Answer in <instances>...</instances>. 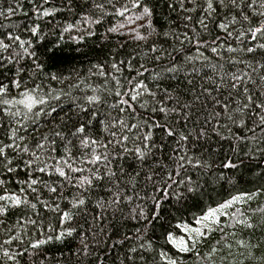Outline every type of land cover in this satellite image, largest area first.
I'll return each instance as SVG.
<instances>
[{
	"label": "snow or ice",
	"instance_id": "1",
	"mask_svg": "<svg viewBox=\"0 0 264 264\" xmlns=\"http://www.w3.org/2000/svg\"><path fill=\"white\" fill-rule=\"evenodd\" d=\"M43 2L48 4L49 0H43ZM108 2L112 3V0ZM186 3L192 7H187ZM166 6L172 11H176L178 6L183 13L198 14L195 17L191 14L183 15L185 30L179 35L175 31L160 32L148 20L153 16L154 9L143 5L141 0H133L132 8H142L141 15L135 19H145L148 21V28L152 30L148 36L140 35L135 29L130 31L136 32L134 39L140 40H147L150 36L157 38L162 36L165 40L170 36L173 37L179 42V51L183 54V60H177L175 57L168 59L171 54L158 48L157 41L154 40L150 51L159 54L150 58L155 65L153 69L149 70L140 64V70H136L131 61L110 62L111 69L118 73L122 72L125 66L129 72L135 71L137 78L124 77V84L117 76L103 70L106 67L105 64L92 65L93 68L98 69L101 77L111 76V81L106 80L103 87L99 89L103 95L86 97L89 105H106L104 120L98 121V124L103 126L102 130L95 128L90 122L82 121L81 114L88 116L90 109L80 108L79 112L73 113L72 116L66 113L61 115L63 108L60 107V101L62 97L70 94L63 89L52 88L51 83L45 91L43 80L37 83V79L42 76L49 82L55 81L66 84L68 88H78L79 85L74 84L71 79L76 72L75 69H72L68 77H65L60 70L45 71V63L40 61V56L32 47L33 39L26 42L19 35L13 36L11 32L7 34V39L11 43H5L3 39H0V49L7 51L18 42V47L23 53H14L8 57L0 56V70L5 69L8 64L17 65L13 76L8 77L9 83L6 84L0 80V168L7 173H12L22 163L27 171L25 178L18 180L17 183L26 184L27 189L32 193L37 192L35 186L38 184L49 193L55 194L58 190L45 180L35 177L36 172L46 173L48 176L56 174L61 178V184L67 182L71 188L77 190V195L69 201L71 207L69 210H64L58 204L51 207L47 201L39 197L33 203L15 192L9 194L4 188V194L0 195V202H3L0 203V215L8 213L9 204L16 208L27 206L34 211L39 203L43 208L58 212L59 223L73 221L87 206L85 192H91L94 184H103L105 180L111 183L114 179L118 181L120 178L107 168V165L103 174L99 170H93L90 175H83L84 169L70 162V159L76 158V152L70 151L68 144H71L76 151L80 148L91 149L90 152L81 153L85 159L80 161L90 164H97L101 160L108 161L112 155L108 148L112 145L113 151L117 154L129 153L142 166L147 167L151 172V175L147 177L148 180L151 181L153 176H159L161 180L160 186L153 185L154 192L159 195L146 197L154 201L151 207L147 204L137 206L130 209L126 217L130 220L143 221V231L141 228H136L134 235L124 234L122 238L115 241L120 245L125 242L139 241L135 246L128 247L120 264H125V261L129 264H137V260L140 264H148L146 253H151L154 248L152 239L147 233L150 231L149 225H153L161 218L162 201L174 198L180 202L191 198L197 202L196 198L204 194L202 191L204 185H214L224 180L223 170L238 169L244 164L242 157L248 158L249 162L255 160L257 156L264 159V62L255 60L254 57L252 62L234 57L225 60L220 52V49L225 47L224 41L221 40L220 35H213L209 28V24H212L227 37H232L233 32L229 30V25L223 22L222 18L217 19L220 17V10L226 9V14L229 15L235 12L232 16L233 22L236 15H243V20L248 21L249 15L244 14L247 9H252L254 14L264 17V0H205L204 4H201L200 0H172ZM16 7H21L19 0ZM88 7L101 12L104 9V5L96 3L95 0H62L60 10L72 12L79 8L83 11ZM34 10L40 17H49L57 11L48 8L41 11L39 7ZM127 11L128 8L122 6V10L116 9L115 14L123 15ZM13 14L15 9L12 6L7 7L6 13L0 11V15H4L6 19L8 15ZM85 20L89 23H100V20H92L91 16L87 15ZM189 24L192 25L190 32L187 30ZM75 27L74 24H68L63 28V33H68ZM123 27H125L124 24L119 25V28ZM28 31L31 38L37 41L45 38L39 24H34L28 28ZM117 31L116 27L107 29L108 33ZM248 32L253 40L258 34L264 36V23H261L259 27H249ZM63 33L60 35V40L64 39ZM86 34L94 35L91 31ZM244 35V32H240L236 39L239 40ZM69 39L82 42L85 39V33L69 36ZM186 44L191 47H185ZM58 46V44L53 45V48ZM30 48L32 51H29ZM257 49L264 50V43L258 44L257 48L244 47L241 51L251 54ZM193 50L197 53L196 56L191 54ZM76 51L79 52L80 49L77 48ZM204 51H210L219 57L217 62H209ZM226 51L235 53L237 49L228 44ZM50 52L52 57H55L52 49L45 45V53ZM25 56L31 60L30 65H21L20 62ZM196 60L204 61L199 68L195 66ZM238 65H243L244 69H250V71L242 70ZM7 70L13 71L11 68ZM145 73H148L147 77ZM0 75L3 73L0 72ZM24 76L28 77L27 81L24 80ZM149 79L151 83L146 82ZM77 80H79L78 76ZM13 88L17 91L13 92ZM96 91L97 89H93V92ZM109 97L114 98L112 103H108ZM72 103L75 105L76 101L73 99ZM112 111L117 114L113 116ZM96 115V111H91V116ZM74 118L75 121L69 127V121H73ZM41 121L45 125L44 131L40 130ZM101 132L108 133V136L103 138L106 142L100 138ZM69 137L72 139L69 140ZM58 142L65 148L70 159L61 156L57 160L53 157L52 154L58 152ZM97 147L104 148L105 153L98 154ZM48 161H54V163L50 164ZM191 170L199 174L195 179L189 174ZM69 173L81 175L76 177L70 176ZM173 176L176 179H173ZM4 184L5 181L0 179V186ZM19 192L24 193L25 188L21 187ZM105 195L107 198L98 197L95 202V207L100 209V212L98 216L93 215V221L98 218L104 219V213L112 205H115L112 210L113 215L116 212H122L121 205L126 200L132 199L131 196L122 195L118 186L115 192L112 191V187H106ZM252 195L248 192H238L215 208L209 207L197 223L211 231L212 224L220 223L218 213L226 215L227 209L237 202L250 200ZM29 223L36 225L37 220H30ZM242 223L249 228L255 227L253 224ZM78 227H80L78 223L75 226L69 225L56 236H48L47 240H36L31 247L37 248L53 239L62 240L65 235L72 236ZM89 227L91 229L92 225ZM183 230L191 232L192 235L187 238H177L172 232H168L166 240L178 252L189 253L192 251V245L202 239L205 232L201 228L188 226H184ZM103 231L101 229V232ZM189 241L192 242L191 245ZM10 242L6 240L4 243ZM81 244L85 250L88 249L86 243L81 241ZM211 251L215 252L216 249ZM3 255L9 260H15V256L11 255L7 249H4ZM159 257L166 260L167 264H177V261L168 257L166 252H159ZM152 264H155V258Z\"/></svg>",
	"mask_w": 264,
	"mask_h": 264
},
{
	"label": "trees",
	"instance_id": "2",
	"mask_svg": "<svg viewBox=\"0 0 264 264\" xmlns=\"http://www.w3.org/2000/svg\"><path fill=\"white\" fill-rule=\"evenodd\" d=\"M95 2L104 5L103 12L90 7L85 8L83 11L79 8L72 12L60 10L62 0H49L48 4H45L43 0H19L21 5L19 8L16 7L17 0H0V11L6 13L9 6L15 9V14L8 15L7 19L4 15H0V39H3L5 43H11L7 39L9 32L13 36L19 35L26 42L33 39L32 47L40 56V61L45 63V71L57 72L60 70L65 77H68L72 69H75L76 72L71 79L74 84L79 85L78 88H68L66 84L55 81L49 82L42 76L37 79V83L43 80L45 91L48 90L47 86L51 83L52 88L63 89L70 94L62 97L60 101V107L63 108L61 115L66 113L72 116L73 113L79 112L80 108L90 109L88 116L81 114L82 121L90 122L95 128L102 130L103 126L98 124V121L104 120L106 105H89L86 97L103 95L99 89L103 87L106 80L111 81V76L101 77L98 69L93 68L92 65L105 64L106 67L103 70L117 76L124 84V77L137 78L135 71L129 72L125 66L122 72L118 73L111 69L110 62L131 61L133 68L136 70H140V64L151 70L155 65L150 58L159 54L150 51V46L154 40L157 41L156 46L158 48H162L165 52L171 54L168 59L175 57L177 60H183V54L179 51V42L171 36L167 40L162 36L159 38L150 36L147 40L134 39L136 32H139L142 36H148L152 29L148 28V21L145 19H135V17L141 15L142 8H132L133 0H112V3H109L108 0H95ZM170 2L172 0H141L143 5L154 9L153 16L149 17L148 20L152 22L157 31H175L179 35L185 30L183 28V15L191 14L195 17L198 13H183L178 6L176 11H172L166 6ZM204 2L205 0H200L201 4H204ZM122 6L127 7L128 11L123 15L115 14L116 9L122 10ZM186 6L192 7L187 3ZM36 7H39L41 11L44 8L56 9L57 11L49 17H40L39 13L34 10ZM226 13V9H221L220 17L217 19L222 18L223 22L229 25V30L233 32L232 37H227L224 32L209 24L213 35H220L221 40L224 41L225 47L220 49V52L225 60L234 57L252 62L254 57L255 60L264 62V50L257 49L255 53L251 54L241 51L244 47L257 48L258 44L264 43V36L258 34L257 38L253 40L248 32L249 27H259L261 23H264V17L254 14L252 9H247L244 14L249 15L250 19L248 21L243 20V15H236L235 22H233L232 16L235 15V12L231 15ZM86 15L91 16L92 20H100V23L87 22L85 20ZM129 18H131V23H129ZM34 24L40 25L45 36L43 40L37 41L31 38L28 28ZM68 24H74L76 27L68 33H63V28L67 27ZM121 24H124L125 27L119 28ZM112 27H116L118 31L108 33L107 29ZM191 27L192 25L189 24L187 29L189 32ZM131 29H135L136 32L130 31ZM197 29L199 30V26H197ZM88 31H91L94 35H87ZM240 32H244L245 35L237 40L236 37ZM61 33L64 36L63 40H60ZM80 33H85L84 41L79 42L69 39V36H77ZM56 44L59 46L53 48V45ZM228 44H231L237 51L235 53L227 52ZM45 45L47 48L52 49L55 57H52L51 52L45 53ZM25 46L27 47V44ZM185 47L191 46L186 44ZM77 48L80 49L79 52L76 51ZM29 51H32V48ZM14 53L23 54L22 49L18 47V42L7 51L0 49V56L3 57H8ZM191 54L193 56L197 55L194 50ZM204 55L209 58L211 63H216L219 59L210 51H204ZM203 62L202 60H196L194 63L199 68ZM220 62L223 63L224 61ZM20 63L21 65H30L31 60L25 56ZM16 66L14 63L8 64L5 69L0 70L3 73V75H0V80H3L6 84L9 83L8 77L13 76ZM238 67L250 71V69H244L243 65H238ZM9 68L13 71H8ZM232 70L235 71V69ZM93 73L96 74L93 75ZM77 76L79 80H77ZM147 76L148 73H145V77ZM27 79L28 77L24 76V80L27 81ZM146 82L151 83V80H146ZM93 89H97V91L93 92ZM12 91L17 90L13 88ZM73 99L76 101L75 105L72 103ZM113 101V97L108 98V103ZM53 104H55V101H53ZM91 111H96L97 115L91 116ZM116 114L115 111H112L113 116ZM74 121L75 118L73 121H69V127ZM44 128V122L41 121L40 130L44 131ZM107 136L108 133L101 132L100 138L103 141V138ZM71 139L69 137V140ZM68 148L70 151L76 152L75 159H70L69 154L62 145H59V142L58 152L53 153V157L57 160L61 156L70 159V162L76 167L84 169L83 175H90L93 170H99L103 174L106 170L105 165H107V168L115 172L120 179L118 181L114 179L111 183L105 180L103 184H94L91 192L84 193L86 200H88L86 208L73 221L63 224L59 223L58 212H53L50 208H43L39 203L34 211L28 209L27 206L16 208L9 204L8 213L0 215V264H120L128 251V247L139 243V241L125 242L120 245L116 244L115 241L122 238L124 234L134 235L136 228H141L143 231V221L130 220L126 217L130 209L137 206L147 204L151 207L154 201L146 197L159 195V193L154 192L153 185L160 186V177L153 176L151 181L148 180L147 177L151 175V172L147 167L142 166L129 153L121 152L117 154L113 151L112 145H109L108 148V151L112 153L109 160H101L97 164L80 162L85 159L81 153L90 152L91 149L80 148L79 151H76L71 144H68ZM96 152L104 154L105 149L97 147ZM242 158L244 164L238 169L223 170L224 180L214 185H204L202 189L204 194L196 198L197 202H194L191 198L180 202H177L174 198L162 201L161 218L156 220L153 225H149L150 231L147 233L152 239L154 248L151 253H146L148 264H152L153 258H155V264H167L166 260L159 257L161 251L166 252L168 257L175 259L177 264H264V159L257 156L255 160L249 162L248 158ZM48 163L52 164L54 161H48ZM26 171L22 163L12 173H7L3 168H0V179L5 181V184L0 186V195L4 194L3 189L6 188L9 194L15 192L33 203L39 197L41 200L47 201L51 207L58 204L61 209L69 210L71 207L69 201L77 195L76 189L71 188L67 182L61 184V178L56 174L48 176L46 173L36 172L34 173L35 177L45 180L50 186L57 187L58 190L55 194L49 193L47 189L38 184L35 186L37 192L32 193L27 189L26 184L17 183L18 180L25 178ZM136 173H139V175H136ZM189 174L194 179L199 175L195 170H191ZM69 175L78 177L81 174L69 173ZM173 179H176V177L173 176ZM201 183H203V180H201ZM117 186L122 195L131 196L132 199L130 201L126 200L121 205L122 212H116L113 215L112 210L115 205H112L104 213V219L98 218L93 221V215L98 216L100 212V209L95 207L97 198H107L105 188L112 187V191L115 192ZM21 187L25 188L24 193L19 192ZM238 192H248L253 195L250 200H246L241 206L232 207L226 215H222L220 223L214 224L211 231L206 230L204 237L192 245L191 252H178L167 242L166 234L168 232H172L175 237L183 236L187 238L188 236L182 226L194 225L209 207L215 208L219 203H223ZM30 220H37V224L29 223ZM86 220L87 223H85ZM242 222L253 224L255 227H246L245 223ZM77 223L80 227L72 236L65 235L62 240L53 239L37 248L31 247V244L35 243L36 240H47L48 236H56L69 225L75 226ZM90 225H92L91 229ZM101 229L104 231L101 232ZM6 240L11 242L5 244ZM81 241L88 245L87 250L82 247ZM189 244L191 245L192 242L189 241ZM4 249L14 255L15 260H9L4 256ZM212 249H216V251L212 252ZM125 264H129V262L125 261ZM137 264H140L139 260H137Z\"/></svg>",
	"mask_w": 264,
	"mask_h": 264
},
{
	"label": "rangeland",
	"instance_id": "3",
	"mask_svg": "<svg viewBox=\"0 0 264 264\" xmlns=\"http://www.w3.org/2000/svg\"><path fill=\"white\" fill-rule=\"evenodd\" d=\"M245 201H246V200H245ZM245 201L237 202V203H235L232 207H235V208H236V207H239V206H241V204L244 203ZM232 207H230V208H232ZM230 208L227 209L226 212H228V211L230 210ZM222 215H224V214H222V213H218V216H219V217H221ZM201 217H202V216H201ZM201 217H200V218H201ZM200 218H199V219H200ZM213 225H214V224H212V226H213ZM184 226H188V227H190V228H201V230L204 231V232L207 230V229H205V228L203 227L202 224H198L197 221H196V223H195L194 225H184ZM184 226H182V227L184 228ZM212 226H211V227H212ZM184 232H185V231H184ZM185 233L187 234V236H191V235H192L191 232H185ZM180 237H183V236H180ZM180 237H177V238H180ZM185 238H186V237H185Z\"/></svg>",
	"mask_w": 264,
	"mask_h": 264
}]
</instances>
